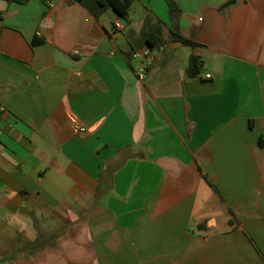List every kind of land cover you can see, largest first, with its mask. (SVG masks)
<instances>
[{
	"label": "crops",
	"instance_id": "1",
	"mask_svg": "<svg viewBox=\"0 0 264 264\" xmlns=\"http://www.w3.org/2000/svg\"><path fill=\"white\" fill-rule=\"evenodd\" d=\"M230 1L0 0V258L264 264V0Z\"/></svg>",
	"mask_w": 264,
	"mask_h": 264
},
{
	"label": "trees",
	"instance_id": "2",
	"mask_svg": "<svg viewBox=\"0 0 264 264\" xmlns=\"http://www.w3.org/2000/svg\"><path fill=\"white\" fill-rule=\"evenodd\" d=\"M8 2H13L17 4H26L29 0H5ZM52 0H43V2H49ZM83 4L94 16L99 18L106 11L112 10L116 15L128 20L129 10L131 5L135 0H77ZM169 7L173 10L175 5L173 0H166ZM171 40L175 43H179L185 46H194L195 43L182 37L177 30V27L174 26L171 29ZM143 41L146 46L150 48H155L161 43V28L159 23L148 27L146 31L143 32ZM38 41H34L33 44H37ZM201 71V63L199 59L195 56H190L189 63L186 68L187 77H194L198 75ZM206 179V178H205Z\"/></svg>",
	"mask_w": 264,
	"mask_h": 264
},
{
	"label": "built area",
	"instance_id": "3",
	"mask_svg": "<svg viewBox=\"0 0 264 264\" xmlns=\"http://www.w3.org/2000/svg\"><path fill=\"white\" fill-rule=\"evenodd\" d=\"M114 27L116 29H121L120 23H115ZM155 49H160L159 47L150 48L148 46L143 47L141 50L134 52L133 59L138 62V76L143 79L149 67L151 66V62L153 59V52ZM209 78V75L206 76ZM79 131H84L83 128H78ZM264 143V139L262 140Z\"/></svg>",
	"mask_w": 264,
	"mask_h": 264
},
{
	"label": "rangeland",
	"instance_id": "4",
	"mask_svg": "<svg viewBox=\"0 0 264 264\" xmlns=\"http://www.w3.org/2000/svg\"><path fill=\"white\" fill-rule=\"evenodd\" d=\"M12 262H13V259L11 258H6V257L0 258V264H11Z\"/></svg>",
	"mask_w": 264,
	"mask_h": 264
},
{
	"label": "water",
	"instance_id": "5",
	"mask_svg": "<svg viewBox=\"0 0 264 264\" xmlns=\"http://www.w3.org/2000/svg\"><path fill=\"white\" fill-rule=\"evenodd\" d=\"M235 0H231L227 5H229L230 3H233ZM119 33H121V32H119Z\"/></svg>",
	"mask_w": 264,
	"mask_h": 264
}]
</instances>
